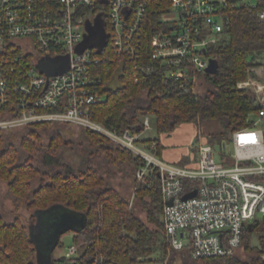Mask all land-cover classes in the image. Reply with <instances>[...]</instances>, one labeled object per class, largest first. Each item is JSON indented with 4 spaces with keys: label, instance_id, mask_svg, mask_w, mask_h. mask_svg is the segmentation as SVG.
I'll use <instances>...</instances> for the list:
<instances>
[{
    "label": "built area",
    "instance_id": "1",
    "mask_svg": "<svg viewBox=\"0 0 264 264\" xmlns=\"http://www.w3.org/2000/svg\"><path fill=\"white\" fill-rule=\"evenodd\" d=\"M148 1L0 0V129L51 121L103 135L141 160L134 172L138 182L158 179L163 232L174 249L188 248L193 258L229 256L242 247L244 229L254 233V221L264 215V129L258 125L264 118V81L253 75L264 78V58L237 83L261 104L253 124L224 140L219 159L214 145L203 141L194 165L166 161L157 152V139L144 135L154 128L149 115L140 117L143 130L117 131L90 114L104 99L93 67L105 46L121 64L130 60L138 67ZM239 5H259L264 20V0H169L150 38L148 73L156 70L181 93L196 94L212 57L207 48L228 23L225 10ZM88 26L92 45L84 42ZM101 38L105 45L99 50L95 43ZM43 59L56 63L55 72L40 69ZM194 189V196L182 199ZM76 251L72 244L65 255Z\"/></svg>",
    "mask_w": 264,
    "mask_h": 264
},
{
    "label": "trees",
    "instance_id": "2",
    "mask_svg": "<svg viewBox=\"0 0 264 264\" xmlns=\"http://www.w3.org/2000/svg\"><path fill=\"white\" fill-rule=\"evenodd\" d=\"M168 7L169 0L148 1L143 51L137 68L130 60L121 64L108 46L103 48L93 75L99 80L98 90L104 99L91 106V117L117 131H141L144 127L140 117H154L159 154L160 133L171 132L183 122L215 119L222 129L207 133L206 142L222 148L233 131L253 124L261 107L254 95L237 86L249 74L250 66L263 62L264 20L259 17V5L226 8L228 23L218 41L207 48V54L218 60L219 68L214 74H204L207 88L196 94L181 93L156 70L147 71L153 64L150 38L160 23L159 16ZM115 78L119 85L112 86ZM64 125L51 121L23 125L19 127L18 144L0 129V179L7 183L8 192L34 211L60 204L85 217L84 226L74 229L72 236L76 253L51 255L45 264H136L154 253L165 264H264V215L253 225V231L259 234V245L251 244V231H243L245 257L235 253L193 258L188 248L174 249L166 240L158 179L148 185L135 178L141 160L88 129L82 128V141H70L64 134ZM192 153L197 159L196 148ZM187 162L183 157L176 163L189 165ZM125 163L132 167L135 201L145 219L135 214L129 198L107 180ZM60 244L59 239L55 246ZM37 248L21 218L6 221L0 209V264H38Z\"/></svg>",
    "mask_w": 264,
    "mask_h": 264
},
{
    "label": "rangeland",
    "instance_id": "3",
    "mask_svg": "<svg viewBox=\"0 0 264 264\" xmlns=\"http://www.w3.org/2000/svg\"><path fill=\"white\" fill-rule=\"evenodd\" d=\"M243 2H250L254 3L256 0H241ZM260 65V64H259ZM253 66L257 65H252L248 69H250ZM249 71V70H248ZM259 81H264V78L259 76L258 74L254 73L253 74ZM204 77V76H203ZM201 77V79L198 81V83L195 86V90L197 93H202L206 90L207 88V82L205 79ZM112 86L119 85V81L115 78L111 82ZM143 96H145V92L142 93ZM150 116V115H149ZM151 122L153 123L154 117L150 116ZM254 119L256 117L254 116ZM263 129H264V118L261 119L259 124ZM21 128L17 127L15 129H10L6 130V134L9 135L11 138L12 142L15 144H18L19 138H20V133L19 130ZM64 134L70 141H82V128L79 127L78 125H64ZM222 129L221 124L219 121L215 119H209V120H204L201 123L198 122H183L179 125H177L171 132L168 133H160L159 135V140L160 143L162 144V148H165V151H170L174 154H180L183 152L186 153L187 155H192L191 153L193 152V149L196 148L200 142L206 141L205 135L209 133L210 131H220ZM153 133L154 135L156 134L155 129L151 128L150 130H146L144 132V135H150ZM200 135L202 138H200ZM47 140V138H44ZM229 148V147H228ZM220 147L218 145H214V157L216 159H219L217 153L220 152ZM164 160L172 162L163 155ZM132 167L131 165L125 163L120 166L119 168H116L114 170V173L109 175L107 177L108 182L113 185L116 189L121 191L122 194L127 196L129 198V205L133 210L135 211V214H137L140 218L145 219V214L144 211L140 208L139 204L135 201V189L136 186L133 183L134 179V173L132 172ZM37 183L36 180L33 181V184L35 185ZM0 209L1 213L3 216V219L6 221H11L15 217H20L21 220L25 223L27 226V229L29 227L32 228L33 231H35L36 224H35V217L33 215L32 209L28 208L25 206V203L18 199L15 198L13 195H11L8 192V187L7 183L3 180L0 179ZM257 218L261 221L263 219V216L258 215ZM30 232V231H29ZM74 230H67L66 232L60 234V241L61 244L58 246H54L51 250V255L54 257H59L60 255L66 253L68 247L72 245V236H73ZM31 235V233H30ZM32 236V235H31ZM38 238V239H37ZM258 238L259 234L257 232L252 233L251 236V244L255 246V244L258 243ZM36 247L37 248V263L38 264H45V256H43V248H44V237L42 236L41 233L38 232L36 234ZM255 243V244H254ZM258 245V244H257ZM256 245V246H257ZM236 255H239L241 257H245L247 255L245 249L243 247H240L239 249L236 250ZM170 251L166 255V260H168ZM158 253H154L150 255V257L146 259H141L139 260L136 264H165L161 260H157Z\"/></svg>",
    "mask_w": 264,
    "mask_h": 264
},
{
    "label": "water",
    "instance_id": "4",
    "mask_svg": "<svg viewBox=\"0 0 264 264\" xmlns=\"http://www.w3.org/2000/svg\"><path fill=\"white\" fill-rule=\"evenodd\" d=\"M99 25V21L97 22ZM96 26L99 28V26ZM91 26H88V29L91 30V33L86 36L85 44L92 45L89 42V39L93 35V31ZM95 45L99 47V50L105 45L104 40L101 38L99 39ZM39 67L42 70H45L49 73L55 72L56 70V63L49 60L43 59L39 62ZM219 68L218 60L214 57L209 58V63L206 68L207 73L214 74L216 73ZM197 193V189L192 191L186 192L182 195V199H187L194 196ZM170 202V201H169ZM35 217V226L36 230L33 231L31 227H29V231L31 233V237L36 239V234L41 233L44 237L45 245L43 248V256H45V261L49 260L51 256V250L54 248L56 242L59 240L60 234L66 232L67 230H74L80 229L85 224V217L82 213L73 211L63 205H52L46 209L36 210L33 212ZM248 228H252V224L249 223ZM38 239V238H37Z\"/></svg>",
    "mask_w": 264,
    "mask_h": 264
},
{
    "label": "crops",
    "instance_id": "5",
    "mask_svg": "<svg viewBox=\"0 0 264 264\" xmlns=\"http://www.w3.org/2000/svg\"><path fill=\"white\" fill-rule=\"evenodd\" d=\"M213 131V130H212ZM148 137H156L157 136V134H153V133H151L150 135L148 134L147 135ZM159 137V136H158ZM200 138H202V136L200 135ZM192 155H187L186 153H184L183 154V152L182 153H180V154H174V153H172V152H170V151H165V148L163 149H161V151H160V155L163 157V155L166 157V159H168V160H170V161H172V162H178V161H180V159L181 158H183V157H187V164H189V165H194L196 162V158H193V153H191ZM197 157H198V155H197ZM65 254V253H64Z\"/></svg>",
    "mask_w": 264,
    "mask_h": 264
}]
</instances>
